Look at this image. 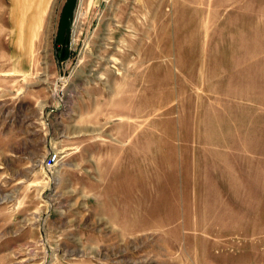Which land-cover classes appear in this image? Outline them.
Returning a JSON list of instances; mask_svg holds the SVG:
<instances>
[{
  "label": "rangeland",
  "instance_id": "rangeland-1",
  "mask_svg": "<svg viewBox=\"0 0 264 264\" xmlns=\"http://www.w3.org/2000/svg\"><path fill=\"white\" fill-rule=\"evenodd\" d=\"M20 2L0 0V146L30 156L15 177L0 149V264H264V126L227 143L253 189L190 166L213 105L264 122V0Z\"/></svg>",
  "mask_w": 264,
  "mask_h": 264
},
{
  "label": "crops",
  "instance_id": "crops-1",
  "mask_svg": "<svg viewBox=\"0 0 264 264\" xmlns=\"http://www.w3.org/2000/svg\"><path fill=\"white\" fill-rule=\"evenodd\" d=\"M29 16V15H28ZM24 20L23 19V28L22 32L20 33V37L26 38V30L29 28V17ZM262 59L259 61L264 62V55H261ZM254 58L245 59V61L254 62ZM243 61V60H242ZM238 82V81H237ZM251 84H243L240 83V87L236 89H229V93H235L240 92L245 95H251L254 92V89H251ZM261 110L258 107H255L254 104H251L247 101L237 102L234 100L229 101H222L216 105H213L206 114L204 113V124L208 127V133H199L197 135V142L198 145L195 148L196 150H192L193 153H195L194 157L190 156V158H196V161L190 162L191 165H197L198 167H210L209 173L211 179H216V181H207L210 185L206 186V188H218V189H231V188H242V189H253L252 182H249L245 180L246 178L244 176L238 178L239 174L231 169L237 168L238 160L233 157L232 155H229L227 153V148L229 145L227 143L229 142H247L251 139L249 138L251 135V129L252 127L257 125L264 126V122H257L255 123L254 120H259L263 117V114H261ZM11 122H15L14 125H20L23 126L27 121L26 119L19 120H10ZM220 129V132L218 130ZM229 130V132H228ZM17 132L23 133L24 131L22 129H18ZM213 143H220L221 149L215 150ZM1 150H6L5 154H2V157H11L10 164L11 170L13 175L15 177L20 176L21 178L26 176L28 174V165L23 164L20 162V159H29L30 153H29V142L24 140V137H18L15 139H12L10 143H7L5 147L0 146ZM185 157V156H184ZM15 158L19 159V161L15 162ZM22 161V160H21ZM186 160L181 162V166H185ZM220 168V170H216ZM182 173H185L186 171L180 169ZM219 171V172H217ZM189 172H192L189 171ZM234 172V173H233ZM186 174V173H185ZM219 174V175H218ZM218 179V181H217ZM190 181V179H189ZM236 181L241 182L242 185H231L232 183H235ZM217 184V185H216ZM199 187V186H198ZM200 188V187H199ZM15 191L11 197L16 198ZM140 191L133 193V204L129 205L131 210V213H133L134 218L133 221L136 220V214H141V199H140ZM5 198L0 197V202L4 201Z\"/></svg>",
  "mask_w": 264,
  "mask_h": 264
},
{
  "label": "built area",
  "instance_id": "built-area-1",
  "mask_svg": "<svg viewBox=\"0 0 264 264\" xmlns=\"http://www.w3.org/2000/svg\"><path fill=\"white\" fill-rule=\"evenodd\" d=\"M61 160V153L57 150L49 151L43 158L42 164L46 168L56 167Z\"/></svg>",
  "mask_w": 264,
  "mask_h": 264
},
{
  "label": "bare ground",
  "instance_id": "bare-ground-1",
  "mask_svg": "<svg viewBox=\"0 0 264 264\" xmlns=\"http://www.w3.org/2000/svg\"><path fill=\"white\" fill-rule=\"evenodd\" d=\"M37 3V2H36ZM36 3L35 0H21L19 7L21 9L22 18L26 17V14L31 15L32 11H36ZM44 8H42L43 10ZM38 16H36L37 19ZM32 34H34V30L32 29Z\"/></svg>",
  "mask_w": 264,
  "mask_h": 264
}]
</instances>
